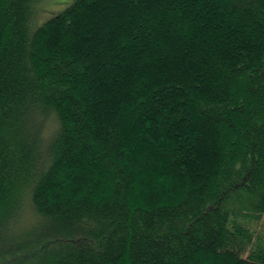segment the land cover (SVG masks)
I'll return each mask as SVG.
<instances>
[{"label":"trees","instance_id":"1","mask_svg":"<svg viewBox=\"0 0 264 264\" xmlns=\"http://www.w3.org/2000/svg\"><path fill=\"white\" fill-rule=\"evenodd\" d=\"M42 2L0 0V264H264V0Z\"/></svg>","mask_w":264,"mask_h":264},{"label":"rangeland","instance_id":"2","mask_svg":"<svg viewBox=\"0 0 264 264\" xmlns=\"http://www.w3.org/2000/svg\"><path fill=\"white\" fill-rule=\"evenodd\" d=\"M73 1L74 0H43V2L39 6L38 19L35 25L38 26L40 23L44 22L45 20H48L51 17L57 15L62 10H64L68 5H70ZM33 218H34V213L30 209V207H26L25 212L22 214V217L20 218V224L23 226L29 225L30 222L33 220ZM245 224L248 225L250 228H252L255 238L257 239L261 238L262 240H264V216L260 221L249 220V221H245ZM34 237L39 238V235L37 233H33L31 239H33ZM34 245L39 247L40 243L36 242ZM1 247L5 248L6 246H1Z\"/></svg>","mask_w":264,"mask_h":264}]
</instances>
